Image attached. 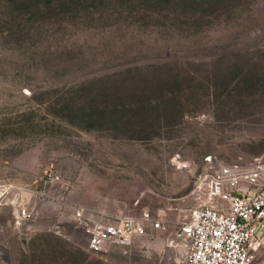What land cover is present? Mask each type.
Listing matches in <instances>:
<instances>
[{
	"label": "rangeland",
	"instance_id": "rangeland-1",
	"mask_svg": "<svg viewBox=\"0 0 264 264\" xmlns=\"http://www.w3.org/2000/svg\"><path fill=\"white\" fill-rule=\"evenodd\" d=\"M65 1L0 0V264H186L179 229L198 178L211 163L264 160V0L184 25L146 9L152 0H78L66 12ZM115 91L128 108L170 106L115 127L61 103ZM23 206L37 215L19 223ZM77 206L148 209L166 227L95 252Z\"/></svg>",
	"mask_w": 264,
	"mask_h": 264
},
{
	"label": "built area",
	"instance_id": "built-area-1",
	"mask_svg": "<svg viewBox=\"0 0 264 264\" xmlns=\"http://www.w3.org/2000/svg\"><path fill=\"white\" fill-rule=\"evenodd\" d=\"M207 169L195 186L198 206L179 229L186 264H257L264 248V160L211 163ZM36 215L37 209L23 206L18 222ZM74 216L95 252L108 243H129L149 227H166L162 214L153 216L148 209L140 216L106 215L77 206Z\"/></svg>",
	"mask_w": 264,
	"mask_h": 264
},
{
	"label": "trees",
	"instance_id": "trees-1",
	"mask_svg": "<svg viewBox=\"0 0 264 264\" xmlns=\"http://www.w3.org/2000/svg\"><path fill=\"white\" fill-rule=\"evenodd\" d=\"M76 1L71 0L73 4H69L66 1L61 3L60 10L68 11L73 9H80L81 6L77 5ZM230 0H152L150 5L145 7L146 9H153L154 12L161 14L162 16H168L169 18L177 21V24H197L201 18L203 19L205 14L214 15V11L217 8L220 9L224 7ZM75 3V4H74ZM153 4V5H152ZM142 5H137L136 8H140ZM219 6V7H218ZM227 6H225L226 8ZM135 8V9H136ZM175 23V22H174ZM82 90V88H80ZM79 89V90H80ZM145 94V97L141 98L142 101L148 98L150 91ZM83 92L81 97H63L62 106L65 109L72 111L77 116V121H88L90 124L101 125H113L115 127H121L120 122L130 121L127 115L130 117L138 116L140 113L145 115L144 118H149V114H153V110L157 105H163L162 109H168L169 106L165 105L167 103L166 99L148 100L147 102H136V109L134 107H126V105H133V103H123L117 99L116 91L106 93V97L101 96L97 98L98 94ZM85 96L87 98H85ZM141 96V95H140ZM83 98V100H82ZM156 103V105H155ZM175 108V105L171 109ZM135 109L136 111H132ZM121 111L123 113H121ZM131 111V112H130ZM130 112V114H129ZM128 113V114H127ZM121 115H124L125 120L122 119ZM93 121V122H92ZM124 126V125H123ZM122 126V127H123Z\"/></svg>",
	"mask_w": 264,
	"mask_h": 264
}]
</instances>
